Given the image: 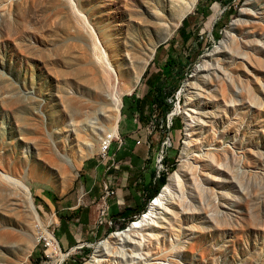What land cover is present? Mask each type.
I'll return each instance as SVG.
<instances>
[{
    "label": "rangeland",
    "instance_id": "obj_1",
    "mask_svg": "<svg viewBox=\"0 0 264 264\" xmlns=\"http://www.w3.org/2000/svg\"><path fill=\"white\" fill-rule=\"evenodd\" d=\"M197 4L0 0V264H264V0ZM101 46L125 86L111 145L137 125V100L166 54L181 58L165 84L170 106L140 102L172 191L126 237L112 233L133 220L117 219L69 249L56 213L102 158L115 115L99 91Z\"/></svg>",
    "mask_w": 264,
    "mask_h": 264
},
{
    "label": "crops",
    "instance_id": "obj_2",
    "mask_svg": "<svg viewBox=\"0 0 264 264\" xmlns=\"http://www.w3.org/2000/svg\"><path fill=\"white\" fill-rule=\"evenodd\" d=\"M142 130L133 125L112 143L106 156L85 168L83 180L75 187L76 196L57 211L62 214L57 215V229L64 248L80 247L102 237L113 221L132 216L146 202L160 170L154 145ZM105 186L114 194L103 203Z\"/></svg>",
    "mask_w": 264,
    "mask_h": 264
},
{
    "label": "bare ground",
    "instance_id": "obj_3",
    "mask_svg": "<svg viewBox=\"0 0 264 264\" xmlns=\"http://www.w3.org/2000/svg\"><path fill=\"white\" fill-rule=\"evenodd\" d=\"M190 6L191 5L188 4L184 8L179 9L178 10V17L184 15L189 10ZM170 32H171V29L167 33V36L170 34ZM100 51L102 52L101 58L103 59L102 60V62H103L102 64H104L105 71L103 72V77H102L104 83L101 84V86H99V91L104 93L106 101L108 102V104H110L112 106L111 108L113 110V113H115L114 121H113L112 125L107 127L106 130L103 131V136L100 138V140H101L100 141V149H102L103 145L105 143H107L114 135L117 134L118 111H119V108H120V105H121L122 93H123V91H125V86H121L120 89L117 87V82H119V79L122 76L121 72H118V70L114 67V65L109 61V59L106 56L105 51L102 48V46H101V50ZM139 70H140V67L137 69L136 74H138ZM134 81H135V76L134 77H129V82L130 83H133ZM85 145H86V148H88L89 151L92 150L91 143L89 144L88 142H85ZM7 177L13 179L15 182H17L20 185H22L26 189V191L28 192V187L23 181H21L20 179H18L16 177H12V176H9V175H7ZM163 187L160 190H162ZM171 191H172V185H171V182L169 181L167 184H165L164 189L161 192H159L153 199H151L152 201H150L151 203H149L150 205L148 206L147 210H145L143 212V214L138 219L133 220L131 222V224L127 228H125V229H123L121 231L113 232L112 236L120 237V239L124 238L132 230H135L137 228H141L143 225L148 223L150 218L153 216V212L155 210V207L160 205L161 203H163V199ZM29 203H30V206L33 209L31 198L29 199ZM108 241H109V238L108 239H104V240L98 242L97 246L98 247L102 246V245L105 244V242H108ZM55 250L57 251V248H55ZM99 260H100V258L95 255L91 259L90 264H95Z\"/></svg>",
    "mask_w": 264,
    "mask_h": 264
},
{
    "label": "trees",
    "instance_id": "obj_4",
    "mask_svg": "<svg viewBox=\"0 0 264 264\" xmlns=\"http://www.w3.org/2000/svg\"><path fill=\"white\" fill-rule=\"evenodd\" d=\"M202 0H198V4H200ZM233 5L230 6V9L232 8ZM186 18L182 20V24L178 28V35L180 36L181 41H186L188 39V35L186 34L185 31V22ZM170 41V45H171ZM182 64L181 63V58L175 59L173 55L168 52L166 54L165 60L162 62V64L159 66V72L154 76V78L147 84V91L141 96L137 102H138V112L136 114V121L137 124L143 128L144 127V121L146 120V116L144 114V108L143 104L140 102L142 101L141 99H148V106L151 108L153 105H157L160 108H166L170 106V103L166 100V93H165V84L169 80H174V75L175 73H178V65ZM175 70V72H173ZM151 72L150 64L147 66V68L144 71L143 74V79L147 77V75ZM176 83V82H175ZM174 87H176V84ZM166 182V173L164 171L159 172L158 177L155 180L154 187L152 189L151 194L148 195L146 198V202L137 210L135 214L129 217H124V221L128 220H136L134 219V216L137 215L139 212L143 211L145 208V205L147 202L151 199H153L161 190V187L164 186ZM59 217H61V213L57 212L56 213ZM112 228L110 227L108 231H111Z\"/></svg>",
    "mask_w": 264,
    "mask_h": 264
},
{
    "label": "built area",
    "instance_id": "obj_5",
    "mask_svg": "<svg viewBox=\"0 0 264 264\" xmlns=\"http://www.w3.org/2000/svg\"><path fill=\"white\" fill-rule=\"evenodd\" d=\"M111 141H112V138L107 143H105L103 145V148L101 149L102 157L106 156V154L108 153V151L110 149ZM162 158H163V156L160 153L157 154L156 162H157V166H158L159 170H161L163 168ZM113 194H114V190L112 188L108 187V186H105L104 192L101 195L102 202L105 203L106 198L108 196L113 195ZM100 215H103V210H101ZM108 222L111 224V220H108ZM47 245H50V244L47 243Z\"/></svg>",
    "mask_w": 264,
    "mask_h": 264
},
{
    "label": "water",
    "instance_id": "obj_6",
    "mask_svg": "<svg viewBox=\"0 0 264 264\" xmlns=\"http://www.w3.org/2000/svg\"><path fill=\"white\" fill-rule=\"evenodd\" d=\"M162 187H163V186H162ZM162 187H161V188H162Z\"/></svg>",
    "mask_w": 264,
    "mask_h": 264
}]
</instances>
